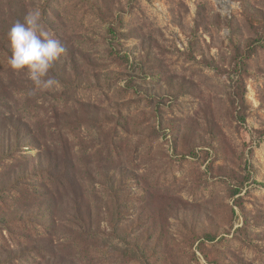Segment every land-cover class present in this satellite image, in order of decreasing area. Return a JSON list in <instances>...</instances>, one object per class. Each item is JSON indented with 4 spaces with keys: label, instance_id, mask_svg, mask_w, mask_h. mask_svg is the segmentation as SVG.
Returning <instances> with one entry per match:
<instances>
[{
    "label": "rangeland",
    "instance_id": "1",
    "mask_svg": "<svg viewBox=\"0 0 264 264\" xmlns=\"http://www.w3.org/2000/svg\"><path fill=\"white\" fill-rule=\"evenodd\" d=\"M37 7L58 90L8 63ZM10 145L0 264H264V0H0Z\"/></svg>",
    "mask_w": 264,
    "mask_h": 264
},
{
    "label": "clouds",
    "instance_id": "2",
    "mask_svg": "<svg viewBox=\"0 0 264 264\" xmlns=\"http://www.w3.org/2000/svg\"><path fill=\"white\" fill-rule=\"evenodd\" d=\"M7 37L11 47L8 61L11 68L25 72L34 90H58L60 81L52 74V69L67 49L58 36L45 28L41 9H29L23 20L12 24Z\"/></svg>",
    "mask_w": 264,
    "mask_h": 264
},
{
    "label": "trees",
    "instance_id": "3",
    "mask_svg": "<svg viewBox=\"0 0 264 264\" xmlns=\"http://www.w3.org/2000/svg\"><path fill=\"white\" fill-rule=\"evenodd\" d=\"M10 147H11V145H10V146H7V147L4 146L3 148L0 146V154H1V153L4 154V153L7 151V149H9ZM236 191H238V190H236Z\"/></svg>",
    "mask_w": 264,
    "mask_h": 264
}]
</instances>
